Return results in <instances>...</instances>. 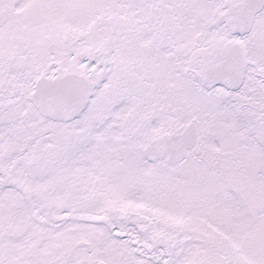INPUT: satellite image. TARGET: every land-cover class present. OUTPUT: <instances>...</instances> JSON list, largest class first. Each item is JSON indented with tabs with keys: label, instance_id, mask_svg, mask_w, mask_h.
Segmentation results:
<instances>
[{
	"label": "snow or ice",
	"instance_id": "6c2138e0",
	"mask_svg": "<svg viewBox=\"0 0 264 264\" xmlns=\"http://www.w3.org/2000/svg\"><path fill=\"white\" fill-rule=\"evenodd\" d=\"M0 264H264V0H0Z\"/></svg>",
	"mask_w": 264,
	"mask_h": 264
}]
</instances>
